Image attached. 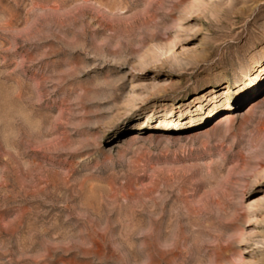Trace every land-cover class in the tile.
<instances>
[{"label":"rangeland","instance_id":"374dc122","mask_svg":"<svg viewBox=\"0 0 264 264\" xmlns=\"http://www.w3.org/2000/svg\"><path fill=\"white\" fill-rule=\"evenodd\" d=\"M0 264H264V0H0Z\"/></svg>","mask_w":264,"mask_h":264}]
</instances>
